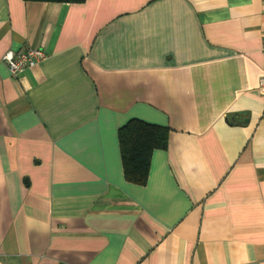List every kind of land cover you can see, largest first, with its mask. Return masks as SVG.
<instances>
[{"label": "crops", "instance_id": "0c3cea01", "mask_svg": "<svg viewBox=\"0 0 264 264\" xmlns=\"http://www.w3.org/2000/svg\"><path fill=\"white\" fill-rule=\"evenodd\" d=\"M263 35L264 0H0V264H264ZM132 119L169 129L142 187Z\"/></svg>", "mask_w": 264, "mask_h": 264}, {"label": "trees", "instance_id": "16d2710c", "mask_svg": "<svg viewBox=\"0 0 264 264\" xmlns=\"http://www.w3.org/2000/svg\"><path fill=\"white\" fill-rule=\"evenodd\" d=\"M33 2H52L78 4L84 0H23ZM169 129L164 126L132 119L118 130V142L125 179L132 185L142 187L146 184L150 160L155 151L168 147Z\"/></svg>", "mask_w": 264, "mask_h": 264}, {"label": "built area", "instance_id": "2783aa9c", "mask_svg": "<svg viewBox=\"0 0 264 264\" xmlns=\"http://www.w3.org/2000/svg\"><path fill=\"white\" fill-rule=\"evenodd\" d=\"M264 55V35L262 39V49ZM45 53L40 49H27L24 52H16L13 50L7 51L3 57L2 62L7 67L8 72L12 78H17L26 70L31 69L42 63L46 59ZM259 92L264 95V75L260 78Z\"/></svg>", "mask_w": 264, "mask_h": 264}]
</instances>
